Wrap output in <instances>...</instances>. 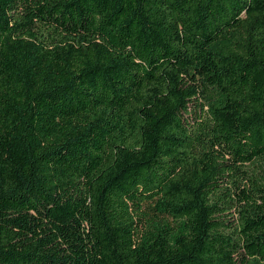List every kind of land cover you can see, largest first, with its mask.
I'll return each mask as SVG.
<instances>
[{
    "label": "trees",
    "instance_id": "obj_1",
    "mask_svg": "<svg viewBox=\"0 0 264 264\" xmlns=\"http://www.w3.org/2000/svg\"><path fill=\"white\" fill-rule=\"evenodd\" d=\"M0 264H264V0H0Z\"/></svg>",
    "mask_w": 264,
    "mask_h": 264
}]
</instances>
